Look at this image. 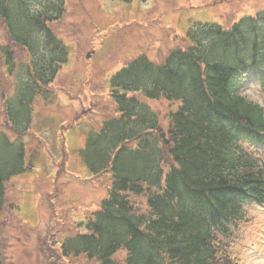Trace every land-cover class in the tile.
I'll return each mask as SVG.
<instances>
[{
    "label": "trees",
    "instance_id": "trees-1",
    "mask_svg": "<svg viewBox=\"0 0 264 264\" xmlns=\"http://www.w3.org/2000/svg\"><path fill=\"white\" fill-rule=\"evenodd\" d=\"M34 1L0 0V17L11 42L27 53L17 61L8 46L1 48L7 73L14 77V94H2L6 121L23 134L31 127L35 101L55 104L50 85L69 62L65 42L48 25L63 17L66 0H57L54 12L44 11L43 1L35 9ZM183 35L189 45L172 49L162 62L137 55L110 75L116 113L84 135L80 150H74L89 174L83 175L87 181L110 173L108 197L97 208H79L76 212L85 213L80 220L78 213L68 218L67 209L65 222L57 206L56 182L48 193L44 231L20 213L44 239L55 234L50 247L40 240V248L49 247L53 263L56 257L84 255L99 264H233L220 259L217 237L231 235L233 224L243 217L244 203L264 204V161L248 149L264 145V104L242 89L247 71L258 72L264 96V10L230 27L197 24ZM132 93L181 102L170 115L168 132L161 128L158 113ZM43 147L37 151L49 153L52 160ZM166 151L174 162L167 172ZM61 154L58 165L68 152ZM26 158L22 139L0 131V264H5L2 212L6 207L14 211L18 204L8 197L6 186L34 175ZM55 170L57 166L52 169L56 177ZM59 170L63 180L64 163ZM130 194L146 195V213L135 209ZM59 222L72 234L62 236Z\"/></svg>",
    "mask_w": 264,
    "mask_h": 264
},
{
    "label": "rangeland",
    "instance_id": "rangeland-1",
    "mask_svg": "<svg viewBox=\"0 0 264 264\" xmlns=\"http://www.w3.org/2000/svg\"><path fill=\"white\" fill-rule=\"evenodd\" d=\"M41 1L45 4L44 11H55L53 4L57 0H35V9L41 7ZM64 5L66 12L63 17L50 23L49 27L65 42L69 62L60 68L57 80L50 85V93L56 98L55 104L49 105L42 100L34 103L30 128L35 136L31 135V129L19 134L6 121L2 94H14V77L7 73L8 67L1 48L8 46L16 55L17 61L25 60L27 53L24 48L11 42L6 23L0 17V131H6L11 139H22L28 153L26 162L31 164L34 174L30 179L27 176L18 177L17 180L9 181L6 186L8 197L18 204L17 209L15 206L12 208L16 217L8 207L1 216L5 264H99L84 255L74 258L56 257V262L53 263L49 257L51 251L48 250L55 243V234L50 233L51 240H47L46 236L44 239L43 233H36V229L27 226L20 213L29 221L35 222L40 231H44V224L50 213L51 196L48 193L53 192L52 185L56 182L60 188L57 206L62 218L68 212L66 210L70 209L68 218L78 213L76 215L80 220L85 213L76 212L77 210L81 211L82 207L97 208L108 197L112 184L110 173L95 177V181H87L83 175L89 174L76 153L84 142V135L98 129L100 121L116 113V104L110 95L108 83L113 72L137 55L147 54L154 62H162L172 49L186 48L189 45L183 34L198 23H217L230 27L241 18L256 16L264 10V0H66ZM242 89L249 98L264 104L257 82L247 80ZM132 95L146 102L158 113L161 128L165 132L170 130V115L180 107V101L163 98L149 100L141 93ZM74 117L76 123L71 124ZM39 145H45L43 149L47 147L52 160L49 153L47 155L35 150ZM248 149L264 161V148L248 146ZM62 151L73 153L67 154L66 160H61L58 165L56 159L63 158ZM63 163L65 172L62 180L59 169ZM55 165L56 177L52 173ZM173 165L174 162L166 151L163 164L165 172ZM39 173H44V176ZM130 198L138 212L148 211L146 195L130 194ZM59 223L62 236L72 234L68 226ZM74 223L73 220L70 227ZM219 238L221 260L227 259L234 264H264V206L247 204L246 216L236 224L231 236L220 235ZM40 240H45L44 243L47 242L49 247L40 248ZM56 250L55 247L53 252ZM124 255L121 254L120 258Z\"/></svg>",
    "mask_w": 264,
    "mask_h": 264
}]
</instances>
